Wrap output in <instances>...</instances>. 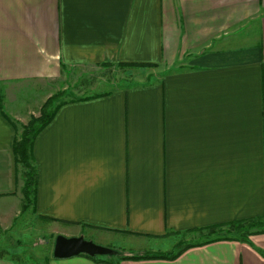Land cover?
<instances>
[{
	"label": "crops",
	"instance_id": "obj_1",
	"mask_svg": "<svg viewBox=\"0 0 264 264\" xmlns=\"http://www.w3.org/2000/svg\"><path fill=\"white\" fill-rule=\"evenodd\" d=\"M116 65L132 79L115 85ZM98 70L94 93L66 100L34 140L27 218L118 253L55 258L53 242L31 262L0 238V264H264V231L121 258L264 216V0H0V233L22 213L21 125Z\"/></svg>",
	"mask_w": 264,
	"mask_h": 264
},
{
	"label": "rangeland",
	"instance_id": "obj_2",
	"mask_svg": "<svg viewBox=\"0 0 264 264\" xmlns=\"http://www.w3.org/2000/svg\"><path fill=\"white\" fill-rule=\"evenodd\" d=\"M147 68H148L147 73H149V70H151V68L154 69L152 65H148ZM129 70L131 69H128L124 66L116 65L113 71L111 69L109 70V72H113V74L111 76L109 75L108 78L110 77L113 79L115 78V81H116L115 85L124 84L125 80L132 79L129 77V75L130 73L132 74L134 72L132 70H131L132 72H128ZM140 73L144 74L143 71ZM86 74L87 75H84V76L81 75V78L83 79L80 81V84L76 83L73 88L70 87V89L65 90L64 92L66 94L62 96L60 100L75 99L77 98L76 97L77 95L83 96V95L92 94L94 93L93 90L97 85L96 81L99 79V77L100 76L107 77V73L106 72L101 73L100 70L96 72H92L91 75L88 73ZM141 78H143V76H141ZM110 84L111 83H106L107 87H109ZM23 171H24L23 167L19 166L18 174L20 175V179L24 181L23 175H22ZM29 207L30 205H26V201L23 198L22 208H20V210H22V213L14 221L15 224L13 225L12 230L10 231L6 230L5 233H0V238L9 240V241L5 240L6 241V243H4L5 247L14 246V247H19L20 251H22V249L24 250V253L20 252L19 254H15L11 256H15L16 258L20 260L34 262L33 260L38 261L39 259L40 260L45 259L46 256L50 255L51 253L50 247L52 246V243L54 242L53 234L52 233L50 234V232L53 231V226L49 224L48 222H46L45 220H38L36 217L34 220H28L29 218L27 217L29 216L27 215V212L29 211L28 210ZM254 222L256 221L246 222L242 224V226H246V227H242V231H240L241 229L236 230L233 225H221V226H218L212 229L211 228L210 229H199V230L183 233L180 235V240L176 243L175 246L183 247L191 243H197V242L210 239L212 237H217V236H233V237L241 238V236L246 235V233L250 231L264 229V226L253 225L252 227L250 226V228L247 226L249 223H254ZM247 227H248V230H246ZM14 230H17L18 234L14 235L16 233V231ZM56 235L57 234H55L54 236ZM49 239L50 241L48 243ZM114 240L117 241L118 238H115ZM97 244H100V243H97ZM117 253L118 251L115 254ZM106 256L110 257L112 255L110 254Z\"/></svg>",
	"mask_w": 264,
	"mask_h": 264
},
{
	"label": "trees",
	"instance_id": "obj_3",
	"mask_svg": "<svg viewBox=\"0 0 264 264\" xmlns=\"http://www.w3.org/2000/svg\"><path fill=\"white\" fill-rule=\"evenodd\" d=\"M147 66L150 63L146 64ZM66 93L64 91H58L57 93L51 95L41 106L39 115L32 116L26 124L21 125L22 130L21 132L14 138L12 144V151L14 155V162L16 166V172H19V166H22L24 171L23 175V185L21 187V193L23 195L24 200L26 201V205L30 204L32 200L36 197L37 192V180H38V173L35 165L34 155H33V145L34 140L38 133L53 119L54 115L56 114L58 108L66 102V100H60L62 96ZM76 99V98H75ZM79 99V98H77ZM71 100V99H69ZM73 100V99H72ZM8 121L13 125L15 131L18 130V123L16 120L7 118ZM51 219V218H49ZM249 223L247 226L250 228L253 225L256 226H264V216L258 218H247V219H239L230 221L226 224L222 225H233L236 230L242 231V224L246 222ZM221 225H217L214 227H218ZM248 227L246 230H248ZM213 228V227H211ZM264 229L250 231L246 233V235L241 236V239L245 240L251 234L257 232H263ZM223 239H234L233 236H223ZM217 239V238H216ZM211 239H206L203 242H208ZM199 242L195 243L198 244ZM194 243L188 244L186 246H175L171 251L167 252H160V253H144V254H135L131 256H121V258H129V259H142V258H168L173 259L177 257L184 249L192 246ZM117 251H113L112 254H115ZM111 254V255H112ZM91 258H96L97 256H89L87 254H83ZM108 264H113L111 261L106 260Z\"/></svg>",
	"mask_w": 264,
	"mask_h": 264
},
{
	"label": "water",
	"instance_id": "obj_4",
	"mask_svg": "<svg viewBox=\"0 0 264 264\" xmlns=\"http://www.w3.org/2000/svg\"><path fill=\"white\" fill-rule=\"evenodd\" d=\"M113 249L85 239L83 236L56 235L52 255L55 258H67L79 254L105 256L112 254Z\"/></svg>",
	"mask_w": 264,
	"mask_h": 264
}]
</instances>
